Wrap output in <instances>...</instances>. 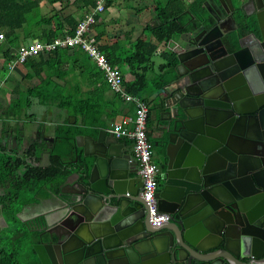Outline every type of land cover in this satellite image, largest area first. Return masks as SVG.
<instances>
[{
    "label": "water",
    "instance_id": "95a60500",
    "mask_svg": "<svg viewBox=\"0 0 264 264\" xmlns=\"http://www.w3.org/2000/svg\"><path fill=\"white\" fill-rule=\"evenodd\" d=\"M208 5L213 21L179 46L164 99L156 199L168 221L152 225L139 165L114 133L80 135L66 178H54L60 206L45 224L51 242L34 248L41 264H264V0ZM237 10L254 17L245 34Z\"/></svg>",
    "mask_w": 264,
    "mask_h": 264
},
{
    "label": "crops",
    "instance_id": "0c3cea01",
    "mask_svg": "<svg viewBox=\"0 0 264 264\" xmlns=\"http://www.w3.org/2000/svg\"><path fill=\"white\" fill-rule=\"evenodd\" d=\"M214 1L218 3V0ZM88 2L89 0H27L28 6L34 7L28 14V24L15 30L0 27V36L3 35V38L0 37V156L5 161L10 159L9 170L14 169L15 176L17 171H22L23 166L28 170L38 169V177L42 176L39 182L34 178L33 193L31 191L27 199L18 203H7V198L0 193L2 261L10 256L20 260L21 252L31 253L34 249L35 242L30 239L32 237L24 238L25 243H22L23 240L13 230L16 225L13 223L12 213H17L20 220L33 215L44 224L47 223L48 216L51 219L56 215L60 206V187L58 192H54V189L60 181L50 179L47 182L43 179L46 172L50 174L53 156L64 158L63 162L70 167L76 158L78 136L102 130L109 135L113 133L112 125L117 123L133 129L137 105L133 101H127L125 95L139 98L149 110L147 135L154 146L153 162L161 168L160 159L156 155V143L162 140L159 127L172 110L166 107L164 99L170 98L168 93L172 89L169 86L178 77L179 46L185 47L187 41L191 38L193 40V32L203 24L202 18H212L209 12L212 6H205L207 0H97L93 8L87 7ZM99 6L104 7L103 12H98ZM92 13H96L97 20L90 27L89 34L102 52L111 55L110 58L106 54L123 77V94L114 92L106 82L108 89L105 101L102 100V96L98 95L99 81L95 74L97 69L102 70L93 62L91 66L94 73L89 69L72 72V62L63 66L65 59L60 56L51 58L52 54L31 57L23 64L17 62L18 49L22 45L51 43L63 38L69 35L65 33L68 28L61 32V26L64 28L66 25V18L74 17L80 23ZM242 16L243 13L238 18ZM43 19L53 22L39 24ZM173 26L174 30L169 32ZM230 27L233 24L226 25V29ZM58 30V37L45 40L47 35L55 34ZM69 50L72 55L74 49ZM171 53L176 55L173 64L169 60ZM53 62L55 64L50 65ZM81 85L85 92L92 93L95 106L87 122L81 117H70L61 108V102L57 101L66 92L73 89L79 91ZM131 85H135L138 94L131 92ZM49 95H53V98ZM99 103L101 106L98 108ZM117 139L138 163L134 141L129 138ZM39 154H49L50 166L44 156ZM44 182H47L46 186H43ZM17 184L19 183L15 180L4 183L5 193L8 190V196H11ZM26 205L29 208L25 209ZM56 219L58 221L59 218ZM52 222L53 225L54 220Z\"/></svg>",
    "mask_w": 264,
    "mask_h": 264
},
{
    "label": "built area",
    "instance_id": "2783aa9c",
    "mask_svg": "<svg viewBox=\"0 0 264 264\" xmlns=\"http://www.w3.org/2000/svg\"><path fill=\"white\" fill-rule=\"evenodd\" d=\"M104 7L99 6L98 12H103ZM96 13L86 16L75 30L74 35H67L55 39L51 43H31L22 45L18 49V63H25L29 58L40 55H50L60 49L79 48L84 51L105 76L106 82L116 93L123 94V77L107 55L101 51L95 39L89 34L90 27L96 23ZM3 38V35L0 36ZM127 101H133L137 105L133 129H128L122 124H113L112 132L117 138H129L134 141L135 158L139 164V174L143 182L142 198L149 210V217L152 225L161 226L168 221L169 216L159 211L156 199L159 188V176L161 168L153 162L154 146L147 135L149 110L146 105L137 97L125 95Z\"/></svg>",
    "mask_w": 264,
    "mask_h": 264
},
{
    "label": "trees",
    "instance_id": "16d2710c",
    "mask_svg": "<svg viewBox=\"0 0 264 264\" xmlns=\"http://www.w3.org/2000/svg\"><path fill=\"white\" fill-rule=\"evenodd\" d=\"M96 2L97 0H89V2L87 3L88 4L87 7H92V8L95 7V5L97 4ZM33 9L34 7L28 6L27 0H0V27H10L12 30L22 28L23 26L28 24V14H30V12ZM52 22H53L52 20L43 19V21H40L39 24H42V25L52 24ZM64 22L66 25H64V28L63 26H61L62 27L61 32L64 31V29L68 28L67 31H65V33L69 35H73L75 28L79 22L74 17H68L64 20ZM172 30H174V26L169 30V32H171ZM59 32L60 31L58 30L57 32H55V34L52 33L50 35H47L45 40L50 41V40L55 39L56 37L59 36ZM241 33L242 34L246 33L245 27L243 26L241 28ZM72 53L73 54L70 55L69 49L68 50H58L57 52L52 54L51 58L57 57V56L64 58L65 61H63L64 62L63 66L67 65L68 62H72L73 63V66L71 69L72 72H75V70H79V69L82 72L88 69L92 73L95 72V70L91 66V64L93 63L90 61V59L88 58L87 54L84 51H82L79 48H75L74 50H72ZM108 56L111 58V55L108 54ZM169 57H170L169 60H171V64H173L174 61H176V55L171 53ZM46 64L48 65V63ZM53 64L55 63L54 62L50 63V65H53ZM56 65H60V64L56 63ZM95 74L97 75L98 81H99V87L97 88L98 95L102 96V100L105 101L104 96L108 89V86L106 84L104 75L102 71H100L99 69H97V73ZM134 86L135 85H131L130 90L133 94H138L137 93L138 90H136ZM79 89H80L79 91H76L75 89H73L71 92H66L62 94L60 98H57V101L61 102V108L65 109L69 113L70 117L75 118V119H79V117H81L84 120V122H87L88 121L87 118H90V116L92 115V110L95 108V106H93V101L91 97L92 93L90 91L85 92L83 85H81ZM49 97L53 98V95H49ZM100 101L101 100H99V102ZM100 106L101 105L99 103L98 108ZM3 158L4 157L0 156V162H2ZM63 160L64 158L58 155H54L52 158L53 166L49 169L50 174H47L46 172L45 177L46 178L49 177L54 180V177L61 173V175H63V180H64L68 172H61V170L63 169ZM37 170L38 169H31L29 171L30 173L33 174V179L35 178L39 182L41 181L42 176L40 175V177H38L39 174ZM14 180L13 178H10L9 176L6 175V177L3 180L0 179V185L3 182H12ZM63 180L55 185L54 192H58V187L60 186L59 184H61ZM12 215L14 216L15 213H12ZM17 259L18 258H11L10 256L7 258V260L3 261V263H11Z\"/></svg>",
    "mask_w": 264,
    "mask_h": 264
},
{
    "label": "flooded vegetation",
    "instance_id": "af4514ba",
    "mask_svg": "<svg viewBox=\"0 0 264 264\" xmlns=\"http://www.w3.org/2000/svg\"><path fill=\"white\" fill-rule=\"evenodd\" d=\"M213 13L217 16L216 12L213 11ZM241 13H242L241 11L237 10L236 17H235L238 24H240V27L242 25H245L246 22L254 20V17L247 18L245 16H242L241 18H238V15L239 14L241 15ZM211 20L213 21V19H211ZM227 22H230L229 18L227 19L226 23ZM197 29L198 28H196V30ZM6 160L7 161H5L3 158L2 162L0 163L2 165V167L0 168V179L3 180L7 175L10 178L15 179V181H17V183H19V184H17L16 189H13L12 195L8 196V194H9L8 190L6 193L4 190L5 189L4 183H6V182H3L1 184L2 186L0 185V190H1L0 193L4 194V197L7 198L6 199L7 203H9V202L18 203V202L22 201L23 199H27L28 196L30 195L31 191L33 193V191L35 189V186H34L35 184H33L34 179L32 178L33 177L32 173H30L28 168H26L25 166L22 167V171H17V174L15 176L14 175L15 170L14 169L9 170L8 164H9L10 160H8V158ZM160 163H161V161H160ZM161 168L162 169H161L160 176H159V188H158L157 192L162 187V184H163L162 175L166 171V169H164L165 167H163L162 163H161ZM43 179H46L47 182L48 181L50 182L51 178H49V177L46 178L44 175ZM47 182H44L43 186H46ZM71 189H73V188L65 187L64 190L69 191ZM61 190H62V188L60 189V192H61ZM27 208H29V206L26 205L25 209H27ZM20 219H18L17 213L13 216V223L16 225V228L14 227L13 230L16 231V234L20 238V240H23L22 243H25V239L28 237H32L30 239L34 240V242H35V244L33 243L34 248H35V246H40V245L45 246L51 242L50 235L46 232L45 224L41 221V219L35 218L33 215H29V216L25 217V220H20ZM57 229H59V228H57ZM40 235L43 236V238H44L43 240H40ZM53 242L55 244L56 239H54ZM38 250L42 251L40 247L38 248ZM31 251H32L31 253H30V251H29V253L21 252L19 255L21 260H19V261H16V262L13 261L11 263H3V261H0V264H41L40 261L37 259L35 249H32ZM33 258L35 260H32ZM257 262H258V260H253L252 262H250V264H256ZM57 264H58V262H57Z\"/></svg>",
    "mask_w": 264,
    "mask_h": 264
},
{
    "label": "rangeland",
    "instance_id": "374dc122",
    "mask_svg": "<svg viewBox=\"0 0 264 264\" xmlns=\"http://www.w3.org/2000/svg\"><path fill=\"white\" fill-rule=\"evenodd\" d=\"M154 140V139H153Z\"/></svg>",
    "mask_w": 264,
    "mask_h": 264
}]
</instances>
